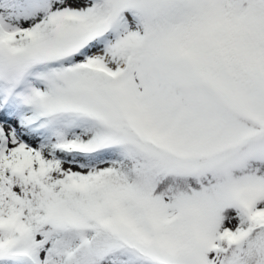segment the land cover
Wrapping results in <instances>:
<instances>
[{
    "label": "snow or ice",
    "instance_id": "1",
    "mask_svg": "<svg viewBox=\"0 0 264 264\" xmlns=\"http://www.w3.org/2000/svg\"><path fill=\"white\" fill-rule=\"evenodd\" d=\"M0 264H264V0H0Z\"/></svg>",
    "mask_w": 264,
    "mask_h": 264
}]
</instances>
